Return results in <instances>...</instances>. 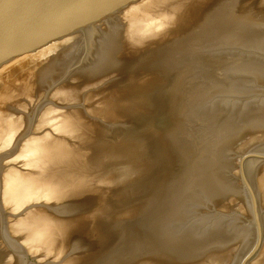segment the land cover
<instances>
[{
	"label": "water",
	"instance_id": "95a60500",
	"mask_svg": "<svg viewBox=\"0 0 264 264\" xmlns=\"http://www.w3.org/2000/svg\"><path fill=\"white\" fill-rule=\"evenodd\" d=\"M0 264H264V0H0Z\"/></svg>",
	"mask_w": 264,
	"mask_h": 264
}]
</instances>
